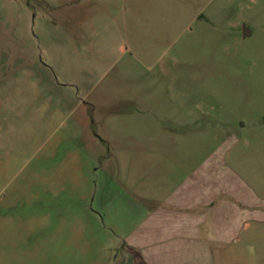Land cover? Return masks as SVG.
I'll use <instances>...</instances> for the list:
<instances>
[{
	"label": "rangeland",
	"instance_id": "obj_1",
	"mask_svg": "<svg viewBox=\"0 0 264 264\" xmlns=\"http://www.w3.org/2000/svg\"><path fill=\"white\" fill-rule=\"evenodd\" d=\"M147 153L264 201V0H0V264L108 244L86 220L103 185L148 194ZM250 226L230 264H264Z\"/></svg>",
	"mask_w": 264,
	"mask_h": 264
},
{
	"label": "crops",
	"instance_id": "obj_2",
	"mask_svg": "<svg viewBox=\"0 0 264 264\" xmlns=\"http://www.w3.org/2000/svg\"><path fill=\"white\" fill-rule=\"evenodd\" d=\"M181 157L147 153L148 194L103 185L101 228L88 218L84 234L112 239L86 247L83 261L73 257V264H230L236 244L254 236L250 222H264V201L223 159L189 170L179 168Z\"/></svg>",
	"mask_w": 264,
	"mask_h": 264
},
{
	"label": "water",
	"instance_id": "obj_3",
	"mask_svg": "<svg viewBox=\"0 0 264 264\" xmlns=\"http://www.w3.org/2000/svg\"><path fill=\"white\" fill-rule=\"evenodd\" d=\"M248 33V28L244 24H242V36L245 37V35H247Z\"/></svg>",
	"mask_w": 264,
	"mask_h": 264
}]
</instances>
